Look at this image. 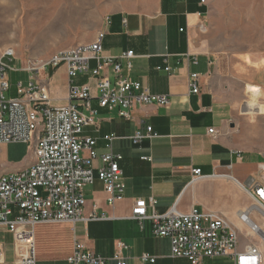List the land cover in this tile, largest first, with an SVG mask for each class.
<instances>
[{"label": "crops", "instance_id": "1", "mask_svg": "<svg viewBox=\"0 0 264 264\" xmlns=\"http://www.w3.org/2000/svg\"><path fill=\"white\" fill-rule=\"evenodd\" d=\"M116 1L121 7L109 12L98 29V33H105L103 55L118 57L133 50L132 68L128 70L123 61V75L140 81L154 94L170 96L171 101L168 106H137L133 119L128 120L119 115L118 108H101L96 98L91 100L98 125L86 126L82 135L96 140L98 154L106 152V135L117 137L113 151L123 157L120 167L124 198L111 207L104 184L96 177L85 190L84 215L95 213L105 218L38 224L37 264H70L68 257L75 240L109 258L107 264H118L111 259L117 240L128 246L124 251L126 264H191L188 259L171 256L170 239L153 234L151 219L139 221L131 217L134 202L154 197L160 214L173 206L183 212L196 206L202 211L222 212L237 222V213L249 206L244 187L256 181L264 184V58L233 54L218 57L206 51L200 26L209 11L207 1L136 0V7L131 6V0ZM96 65L97 61L91 60V68ZM108 73L115 83L111 70ZM192 73L199 74V93H190ZM46 74L50 76L54 104H67L66 68L49 69ZM89 81L88 74L73 79L76 85ZM9 93L17 96L16 89L10 88ZM148 126L158 136L135 144L131 136L137 131L145 133ZM210 128L217 132L209 133ZM33 160L32 156L0 161V174L27 168ZM95 166L97 176L101 161L96 160ZM194 168L201 169L205 177L193 181ZM214 174H231L235 180L212 177ZM10 254L12 258H8ZM143 254L154 256L155 262H143ZM13 262L14 249L8 245L2 264ZM204 263L233 261L219 257L206 258Z\"/></svg>", "mask_w": 264, "mask_h": 264}, {"label": "built area", "instance_id": "2", "mask_svg": "<svg viewBox=\"0 0 264 264\" xmlns=\"http://www.w3.org/2000/svg\"><path fill=\"white\" fill-rule=\"evenodd\" d=\"M200 28L203 30L204 25ZM104 36L100 31L91 43L73 45L46 59L29 60L25 66L13 64L18 62L14 48H7L0 56V145L34 143V160L29 167L0 174V264L5 260L8 245L14 249L12 264H37L35 228L38 224L104 219V215L95 213L84 215L85 190L96 177L103 182L111 207L124 198L125 184L120 167L123 157L113 151L117 137L106 135V152L98 154L96 140L82 135L86 126L98 125L97 110L91 107L93 98L101 108H118L119 115L128 120L133 119L137 106L170 104V96L154 94L140 81L123 75V61L128 70L132 68L133 50L118 57L103 55ZM91 60L97 61L95 68H91ZM62 66L69 79L68 102L56 105L46 72ZM165 70L170 71V67ZM14 71L29 73V81L27 85L18 82L17 96L8 97L10 72ZM82 74L90 75V81L83 85L73 83V79ZM189 87L190 93L200 92L198 73L190 75ZM216 132L214 128L209 129L211 134ZM157 136L152 126H148L145 133L137 131L131 140L138 144ZM143 159L151 160V157ZM96 160L101 161L97 176ZM262 170L264 172V165ZM220 176L235 180L231 174L212 177ZM204 177L201 169H192L193 181ZM244 189L252 204L237 213V222L222 212L202 211L196 206L187 212L173 206L160 214L155 209L157 199L154 197L138 198L131 217L139 221L151 219L153 234L170 239L173 258H185L191 264H205L206 258L218 257L229 258L233 264H264V222L261 219L264 218L261 214L264 212V184L256 181ZM127 249L124 241L117 240L111 259L126 264L124 251ZM108 260L79 240H75L68 257L70 264H107ZM141 260L155 262L156 258L143 254Z\"/></svg>", "mask_w": 264, "mask_h": 264}, {"label": "rangeland", "instance_id": "3", "mask_svg": "<svg viewBox=\"0 0 264 264\" xmlns=\"http://www.w3.org/2000/svg\"><path fill=\"white\" fill-rule=\"evenodd\" d=\"M206 1L209 11L202 30L206 51L218 57L248 55L262 60L264 0ZM130 4L137 6L136 0ZM120 7L116 0H0V56L7 48H14L18 62L13 64L25 66L29 60L46 59L59 50L90 43L102 19ZM20 81L27 85L29 73L10 72L12 89ZM33 148V142L0 145V161L11 162L14 157L29 159ZM247 203L252 204L249 196ZM242 242L245 243L244 238Z\"/></svg>", "mask_w": 264, "mask_h": 264}, {"label": "bare ground", "instance_id": "4", "mask_svg": "<svg viewBox=\"0 0 264 264\" xmlns=\"http://www.w3.org/2000/svg\"><path fill=\"white\" fill-rule=\"evenodd\" d=\"M262 215H264V212H261Z\"/></svg>", "mask_w": 264, "mask_h": 264}]
</instances>
